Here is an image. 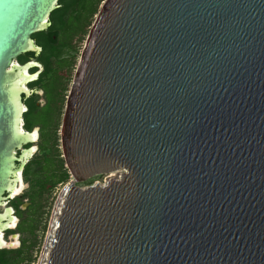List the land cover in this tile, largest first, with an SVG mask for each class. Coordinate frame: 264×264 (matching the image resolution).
I'll list each match as a JSON object with an SVG mask.
<instances>
[{
    "label": "water",
    "instance_id": "water-1",
    "mask_svg": "<svg viewBox=\"0 0 264 264\" xmlns=\"http://www.w3.org/2000/svg\"><path fill=\"white\" fill-rule=\"evenodd\" d=\"M58 3L0 0V208L38 151L24 100L42 66L17 59ZM61 142L78 181L113 175L66 184L39 264H264V0H105Z\"/></svg>",
    "mask_w": 264,
    "mask_h": 264
},
{
    "label": "trees",
    "instance_id": "trees-1",
    "mask_svg": "<svg viewBox=\"0 0 264 264\" xmlns=\"http://www.w3.org/2000/svg\"><path fill=\"white\" fill-rule=\"evenodd\" d=\"M101 1L103 0H59V8L50 15L51 26L46 31L35 34L43 38V43L38 45L41 47L39 56L28 53L20 57L25 58L20 63L34 59L44 66L37 84H41L40 90L44 93L45 104L35 105L31 103V99L26 102L28 109L24 114V127L27 131L39 127L40 137L37 154L26 164L23 171L24 181L29 185L24 194L29 200V207L25 212L18 209V199L12 204L20 216L18 233L28 234L31 238L22 239L16 249L0 250V264L31 262L32 251L36 245L35 232L40 229V214L37 212L42 208V199L50 195L59 184L67 182L69 174L65 168V161L59 154L54 153L57 140L49 133L57 105L65 90L61 84V71L67 62L53 59L58 57L60 49L71 47L77 35L85 33L90 23L89 19L96 13ZM35 35L32 37L34 40Z\"/></svg>",
    "mask_w": 264,
    "mask_h": 264
},
{
    "label": "rangeland",
    "instance_id": "rangeland-1",
    "mask_svg": "<svg viewBox=\"0 0 264 264\" xmlns=\"http://www.w3.org/2000/svg\"><path fill=\"white\" fill-rule=\"evenodd\" d=\"M104 2H105V0L100 2V4L98 5L96 13L89 19L90 23H89V26L86 27L85 33L77 35L75 37L74 42L72 43L71 47H69V48L65 47V48L60 49L58 51V57L53 59V60H62V61L64 60L67 62V65L64 67L63 71H61V76H62L61 84L65 90L63 91L62 96L60 97L61 101L57 105L52 123L50 125V129H49V133L51 134V136L52 137L55 136L56 140H57V143H56L57 145L55 146V149H53L54 153L59 154L60 158H63V159H64V155H63V148H62V142H61V134H62V125H63V121H64L68 97H69L70 91H71L73 83H74V79H75L76 72H77V69L79 67L81 58H82V54L84 52V48H85V45L87 42V38L90 34V31H91V29L95 23V20L99 14ZM35 36H36L35 41H36L37 45H40L41 43H43V38H41V35H35ZM21 60L24 61L25 58L20 59V57H19L17 59V61L19 63ZM41 66H42V68L39 69L40 71H42L44 68L43 65H41ZM34 71L35 70L32 69L30 72H34ZM39 76H40V74H39ZM39 76H38V78H39ZM38 78L36 81L29 83L27 85V88L35 91V93H33L29 98H27L26 102L29 101V99H31V103H34L35 105H38V106H43L45 103V97H44L43 91L40 90L41 84H37ZM35 129H38V136L40 137V128L35 127ZM38 143H39V139L35 143H33V145L38 147ZM25 147H28V145ZM35 154H37V152ZM64 161H65V159H64ZM65 168L67 169L68 174H69L67 182H65L63 184H59L53 190V192L50 195L44 196L42 199V203H41L42 208L39 210V212H37L38 214H40V216H39L40 217L39 218L40 219V229L35 232L36 245L32 251V260L29 264H39L40 256H41L42 249H43L46 237H47L48 228H49V225L51 222V217H52V214L54 211L56 201H57L61 191L63 190V188L66 186V184L69 183L70 181H73L75 183V185H77L81 188H84L86 186L93 185L95 183L104 184L106 182V179L109 176L113 175V173L102 174V175L94 176V177L87 179L85 181H78L71 174L66 163H65ZM23 184H24L23 191L19 194V196L12 199L8 203L7 206H12L13 201L18 199V201H19L18 202V209L25 212L27 210V208L29 207V200H28V198L24 197V194L29 189V185H28V183H26L24 181V178H23ZM2 209L3 208H0V211ZM23 216L25 217L26 213ZM19 221H20V216L17 215V225H18ZM13 236L18 237L17 242H19L15 246L14 249H16L20 246L22 239H30L31 238V236L28 234L18 233L17 226L15 229L7 230L4 232V238L9 243L13 241Z\"/></svg>",
    "mask_w": 264,
    "mask_h": 264
},
{
    "label": "bare ground",
    "instance_id": "bare-ground-1",
    "mask_svg": "<svg viewBox=\"0 0 264 264\" xmlns=\"http://www.w3.org/2000/svg\"><path fill=\"white\" fill-rule=\"evenodd\" d=\"M34 78H36V76L31 77L29 79H34ZM37 137H38L37 130H35L34 133H33V140L36 141ZM34 149H35V147L33 148V150ZM17 175H18L19 182L16 184L15 188H13L12 191L10 192L11 193V197L15 196L16 194H20L23 191V189H24V184H23V181H22L21 176H20V171L17 173ZM1 208H5V207L3 206ZM16 224H17V218H14L13 217V218L9 219V222H8L9 228L13 229L16 226ZM1 237H2V240L5 242V246H7L8 244H10L4 238V234H1ZM17 240H18V237H14V239L12 241V246H15V245L18 244Z\"/></svg>",
    "mask_w": 264,
    "mask_h": 264
},
{
    "label": "flooded vegetation",
    "instance_id": "flooded-vegetation-1",
    "mask_svg": "<svg viewBox=\"0 0 264 264\" xmlns=\"http://www.w3.org/2000/svg\"><path fill=\"white\" fill-rule=\"evenodd\" d=\"M35 61H36V60H35ZM38 63H39V62H38ZM39 64H41V63H39ZM41 65H42V64H41ZM34 70L36 71V69H34ZM43 70H44V68H43ZM43 70H42V71H43ZM42 71H41V72H42ZM30 90H31V89H30ZM30 96H31V95H30ZM30 96H29V97H30ZM29 97H28V98H29ZM26 99H27V98H26ZM26 99L24 100L25 105H26ZM44 104H45V103H44ZM26 107H27V109H28V106H27V105H26ZM11 207H13V206H11ZM13 209H15V208H13ZM15 210H16V209H15ZM15 210H14V211H15ZM16 213H17V212L15 211V215L17 216Z\"/></svg>",
    "mask_w": 264,
    "mask_h": 264
}]
</instances>
